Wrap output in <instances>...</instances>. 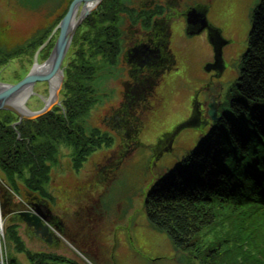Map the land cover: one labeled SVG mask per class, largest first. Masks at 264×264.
I'll return each instance as SVG.
<instances>
[{
	"label": "trees",
	"instance_id": "trees-1",
	"mask_svg": "<svg viewBox=\"0 0 264 264\" xmlns=\"http://www.w3.org/2000/svg\"><path fill=\"white\" fill-rule=\"evenodd\" d=\"M72 1L25 43L8 50L0 47V65L20 56H34L50 39ZM113 11L105 0L78 29L64 63L61 105L16 127L13 124L19 116L0 111V185L18 198L49 203L63 222L65 208L51 188L54 170L63 168L62 147L70 149L72 168L78 172L90 155L112 141L106 133L88 128L86 118L98 102L95 82L111 68L112 30L119 20H114ZM58 34L59 29L42 49L45 59ZM239 62L230 110L212 123L196 149L154 184L145 200L152 226L169 235L178 253L191 254L203 264H264V0L253 7L248 48ZM91 211L90 205L79 206L72 219L87 223ZM224 219L235 224L233 234L221 246L204 250L202 235ZM17 227V222L8 226L9 239L31 264H80L63 254L31 251ZM71 241L87 256V243ZM6 264L21 261L10 254Z\"/></svg>",
	"mask_w": 264,
	"mask_h": 264
},
{
	"label": "rangeland",
	"instance_id": "rangeland-1",
	"mask_svg": "<svg viewBox=\"0 0 264 264\" xmlns=\"http://www.w3.org/2000/svg\"><path fill=\"white\" fill-rule=\"evenodd\" d=\"M68 1L0 0V47L8 50L25 43L50 25ZM258 1L210 0V24L230 43L225 48L224 70L220 75V68L213 58L210 35L178 34V28L183 30L185 20L177 22L173 43L177 64L161 81L155 105L132 127H119L105 121L106 110L117 101L122 90L117 72L109 68L97 78L98 103L88 121L106 133L111 144L90 155L78 172L72 168L70 149L63 146V168L54 170L51 188L69 214L79 206H92L87 222H99L102 226L96 234L93 230L92 235L94 239L104 240L105 259L99 261L95 253H91V243H87L85 249L88 258L72 243L58 247L59 244L49 245L37 236H29L25 223L21 224L20 219L7 213L0 220V264H6L10 254L16 255L21 264H31L26 254L18 252L9 239L7 229L14 222L18 223L22 240L31 251L63 254L80 264H203L191 254L178 253L169 235L152 226L145 213V200L154 184L179 165L209 133L214 121L211 116L207 117V100L216 95L220 116L230 110L240 71L239 59L248 48L253 7ZM41 51L38 55L40 64L46 61L45 51ZM34 63L35 55L13 58L0 65V80L16 83L32 70ZM35 92L50 93L49 83H38ZM45 102L33 94L26 104L31 109H39ZM201 106L204 109L202 121L198 119ZM102 208L105 212L100 211ZM52 218L57 219L56 214L53 213ZM65 218L63 227L71 221L69 217ZM80 223L78 221V226ZM234 225L224 219L214 230H207L201 237L203 249L221 246L224 239L233 234ZM80 226L76 238L85 235ZM70 229L75 233L71 225ZM63 231L60 236L65 229Z\"/></svg>",
	"mask_w": 264,
	"mask_h": 264
},
{
	"label": "flooded vegetation",
	"instance_id": "flooded-vegetation-1",
	"mask_svg": "<svg viewBox=\"0 0 264 264\" xmlns=\"http://www.w3.org/2000/svg\"><path fill=\"white\" fill-rule=\"evenodd\" d=\"M105 0L98 6L100 8ZM113 7L114 20L118 17L112 30L113 41V56L111 58L110 67L117 72L119 80L121 81L122 90L117 101L109 106L106 110L105 121L107 124L117 125L119 127H132L136 125L137 119L142 117L150 111V108L155 105L157 90L164 79L167 71L177 64V55L173 48L175 30L177 22L185 20L183 30L179 27L178 34L190 35L191 37L202 36L203 34L210 35L212 53L214 61L220 68L218 75L224 70V53L225 48L230 43L225 40L221 31L216 30L210 24V0H109ZM97 8V9H98ZM193 8H197L196 24L189 25L188 14ZM201 14V15H200ZM87 19V18H86ZM85 19V20H86ZM206 19V21H205ZM2 20V16H0ZM84 23V22H83ZM204 24L206 25L205 28ZM81 27V26H80ZM1 28V26H0ZM203 28L201 31L200 29ZM78 32V31H77ZM54 35L52 33L51 37ZM50 37V39H51ZM49 39V40H50ZM47 41V43L49 42ZM45 44L44 46H46ZM170 70V71H169ZM102 74H100L101 76ZM99 77V76H98ZM65 84V82H64ZM97 100L99 98L98 88ZM64 88V87H63ZM216 95L207 100V117L211 104L217 103ZM98 103V102H97ZM97 104L92 108H94ZM198 110V109H197ZM200 121L204 120L203 106L199 107ZM91 113L86 118L88 128L100 130L94 125L89 124ZM27 201L36 202L38 199H27ZM45 207V203L39 201ZM78 208V207H77ZM75 212V211H74ZM65 211L66 217L71 220L69 224L64 225L65 229L64 240L70 239L69 244L72 243H91V249L95 253V257L99 261L105 259V243L102 239H94L92 233L101 228L98 223L85 222V219L79 221V226L85 231L82 237H75L78 234L77 225L78 220L72 219L73 214ZM77 219V218H76ZM77 226H73V225ZM70 225L75 230V233L70 229ZM75 227V228H74ZM94 230V231H93ZM70 237H68V236ZM73 244V243H72ZM70 244V245H72ZM79 250V249H78ZM81 255V250L78 251ZM101 254H103L101 257ZM118 255V253H117ZM108 258H106L107 260ZM110 261V259H108ZM108 263V261H106Z\"/></svg>",
	"mask_w": 264,
	"mask_h": 264
},
{
	"label": "water",
	"instance_id": "water-1",
	"mask_svg": "<svg viewBox=\"0 0 264 264\" xmlns=\"http://www.w3.org/2000/svg\"><path fill=\"white\" fill-rule=\"evenodd\" d=\"M103 0H73L69 9L58 25L59 34L48 59L39 64V52L35 54V63L32 70L16 83H6L0 80V111L9 110L19 116V120L13 125L16 127L25 119H37L38 117L52 111L57 105H61V91L65 82L64 63L71 48L74 37L85 19L97 9ZM197 8H193L188 14L189 25L196 24ZM198 14V13H197ZM201 15V14H200ZM206 21V19H205ZM205 24L204 27L205 28ZM201 28L200 31L203 29ZM55 31V30H54ZM47 43V42H46ZM47 82L50 93H36L35 87L38 83ZM37 94L44 99L45 105L39 109H31L27 101ZM209 115L212 120L219 119L218 109L211 104ZM21 138V134H18ZM16 195L7 186L0 185V209L2 217L7 213L25 223L28 235H34L49 245H58L63 231V221L52 218V208H44L39 201H24L16 199ZM3 211V212H2ZM3 213V214H2Z\"/></svg>",
	"mask_w": 264,
	"mask_h": 264
},
{
	"label": "bare ground",
	"instance_id": "bare-ground-1",
	"mask_svg": "<svg viewBox=\"0 0 264 264\" xmlns=\"http://www.w3.org/2000/svg\"><path fill=\"white\" fill-rule=\"evenodd\" d=\"M40 64V63H39ZM0 220H2V215H1V209H0ZM64 243H66V244H69V239H67V240H60V243H59V246L58 247H62V245L64 244Z\"/></svg>",
	"mask_w": 264,
	"mask_h": 264
}]
</instances>
